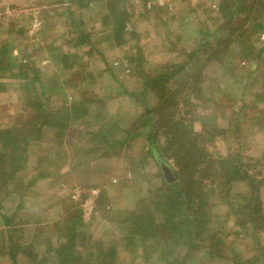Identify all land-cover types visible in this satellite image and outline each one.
Segmentation results:
<instances>
[{
  "label": "trees",
  "instance_id": "obj_1",
  "mask_svg": "<svg viewBox=\"0 0 264 264\" xmlns=\"http://www.w3.org/2000/svg\"><path fill=\"white\" fill-rule=\"evenodd\" d=\"M245 1L247 0H218L215 18L212 17L209 20L212 21L211 27L202 24L203 27L199 28L198 25L201 23L197 22L196 27L199 29L196 30L191 26V15L197 12L198 5L189 4L191 8L188 9L182 6L180 10L176 11V14H170L168 7H171L169 4L172 3V0L163 4L157 1L148 4L143 2L141 17L143 19L151 18V25L155 26L154 29L161 36V54L164 55L168 50L169 54L173 55L172 52L176 49L172 56L173 60L165 61L159 58L156 62L157 69H159L155 73L151 69H144L148 60L143 55V46L139 43L140 34L135 32V23L131 17L134 4L129 5L128 0H68L72 5L85 7L84 14H88L87 17L95 23V28L90 31L82 26L78 30V35L75 34V29H70L62 35V39L65 41L62 46H65L64 43H66L69 47V53L60 54L59 58L63 63L81 58L80 53H84L87 60L92 61L91 63L94 60L97 62L100 60L102 64L99 76L109 75L121 86V89L124 86L117 81L116 66L131 76L135 73L138 81L142 83L139 92L123 88L114 92V95L108 94L111 95L110 99L120 96L130 100L140 114L138 118L131 125L123 127L124 125L120 122L125 121V117L128 115L111 114L102 107V113H105V116L104 114L103 117L100 115V120L92 122L90 129L88 126L87 140L84 139L80 145L85 146L84 151H86L85 155L88 160L91 159L90 157H98L103 154L105 147L114 150L124 144L129 145L137 138L145 139L147 143L145 153L158 168V174L153 177L155 181L159 180V188L153 192V196L151 194L148 196L149 200L146 205L142 204L136 209L128 211L127 215L116 217L117 220L126 223L122 225L123 227L129 226V236L123 243L124 246L128 242L132 243L133 236L138 235L141 240V253L144 260L151 257L152 254H157L159 257L157 264H182V259L170 257L171 259L168 261L163 254H160L173 255L176 250L181 248H184L185 251L182 256L203 246L205 249L208 248V252L216 255L224 252L225 249L222 250L223 239L217 231L214 232L209 227V193H207L206 183H204L208 179L207 176L215 179L214 183L216 182L218 186L222 184L226 187V190L220 191L219 201L227 206V217L233 222L232 225L237 229L245 228L244 237L252 234L254 240L261 242L259 237L264 234V197L261 192L264 188V144L258 150V157L252 162L253 167L257 166L259 170L248 171L243 167L245 164L235 158L236 154L232 157L231 146L228 142L230 125L232 124L236 130L240 128L241 121L234 118L233 122H228L227 126L218 130L211 129L212 133H221L222 137L225 134L223 141L227 143V153L217 158L209 156L204 144L203 133L194 130V121L186 116L187 111L180 112L179 100L186 98L185 101H188L189 95H192V88L204 89L202 83L208 79L211 82L218 80L219 76L223 75L224 70L227 69L223 66V59L230 52L252 62L249 73L259 69L262 66L261 62L264 65V43L257 47L256 40V32L264 30V11L261 8L264 7V3L262 4V0H251L260 6L259 13L257 7L249 6ZM67 8L64 15L71 20L69 24L72 26L75 21L72 17L74 10L69 5ZM175 19L176 30L169 25V21L173 22ZM247 23H250L248 27H246ZM23 32L22 29H19L18 35L10 36L5 43H0V67L3 64L8 65L9 70L7 71H10L8 81L11 78L16 80V82H1L0 80V92H4L10 86L15 87L20 80L31 81L35 84L42 82L38 73L23 69L24 65L22 64L17 71L13 70L16 58L12 52L21 42L20 34ZM255 33L256 36H254ZM133 38L136 39L131 44ZM100 46H102L101 49H99ZM186 47L189 49L186 50ZM109 49L114 53L121 51L122 58L120 56V59L114 62L107 61L105 52ZM180 55H184V57L181 59ZM71 63L72 61L65 63L61 72H66ZM239 66L240 64H237L233 69L237 70ZM82 68L84 67H80V72H83V90L77 99L72 98L67 101L66 98L56 107L50 108L47 107V104L42 105L37 97L27 96V99L22 101L20 112L14 111L12 116V109L7 105V107L3 105V108L0 109V117L2 115L11 117L8 123L0 124V217L2 223L7 227L10 225L13 215L3 212L2 200L21 187L22 183L19 179L25 175V169L30 172L35 171L25 184L28 187L38 179L51 176L50 162L59 163L57 170L68 165V174L77 173L82 165L83 156L79 154L80 147L76 143L66 141L68 144V148H66L63 141L67 129H78L91 111L96 110V106L94 108L93 105L98 103L96 95L88 93L86 90L92 83L91 81H93L92 84L96 82L94 81L96 78L91 77L90 79V72L82 70ZM205 68L207 70H204ZM0 71L2 72L1 69ZM178 72H184L185 78L183 77L182 87V90L186 92L184 96H181V90L175 85L178 80V78L175 79V74ZM208 72H211V77L206 80ZM260 76L264 82V74H260ZM252 78L253 80H250L249 83H255L257 80L255 77ZM248 80L249 76H247ZM218 81L220 84V80ZM172 85L176 87H171ZM262 87L261 91L257 89L253 93L258 102L264 100V83ZM37 89L40 96L44 95L40 87ZM241 89V92L245 93V89ZM27 92L29 93L28 90ZM214 93L225 94L219 89H216ZM149 97H155L156 104L151 107L145 104V100L151 99ZM215 104L218 106V102ZM245 106L240 105L235 111L233 110L230 116L225 118L220 116L222 108L214 107V111L221 118L232 119ZM231 107L233 108V105ZM167 109H170V112L164 115ZM106 117L109 118L106 119ZM135 125L137 126L135 127ZM155 125H158L159 132L161 131L160 134L164 137L163 146H159L155 139L157 132ZM146 126L149 127L144 129ZM260 128L264 132V126ZM46 134L51 141L47 146L48 150L44 155L38 156L34 160L35 166L30 167L36 154L30 152L29 143L34 139L41 141ZM211 137L213 136L211 135ZM164 155L167 157L173 155L176 167H178V170H173L171 179L164 177L160 169L167 163ZM196 171L197 174H195ZM232 183H235L237 187L243 186V191H231ZM80 204L81 201H76L74 210L68 215L66 221H62L57 227V231H55L57 245L48 242L41 248L43 251L34 250L31 243L19 248L13 239L11 230L6 229L7 239L2 240L1 254L4 256L3 251L7 250V258L11 264H16L17 252H22L27 256L29 264H132L116 258L120 250H117L115 245L108 247L99 245L96 249L97 252H88L86 258H79L81 253L79 246L85 244L84 236L77 230L78 225L84 226ZM108 210L106 209L105 212ZM167 242H172L175 245L170 248V251H166L162 246ZM133 246L137 247L135 244ZM159 248L162 250L159 251ZM228 264H264V247L259 249L257 255L248 259H243L233 253Z\"/></svg>",
  "mask_w": 264,
  "mask_h": 264
},
{
  "label": "rangeland",
  "instance_id": "obj_2",
  "mask_svg": "<svg viewBox=\"0 0 264 264\" xmlns=\"http://www.w3.org/2000/svg\"><path fill=\"white\" fill-rule=\"evenodd\" d=\"M155 1L162 4L166 1L169 2V0H128L129 5L134 4L131 17L135 23V32L140 34L139 43L143 46V55L148 60L144 69H151L157 73L159 68L157 69L156 62L159 58L165 61L173 60L172 56H174L176 49L172 52L173 55L169 54L168 50H166L167 53L165 52L162 55L160 48L161 36L154 29L155 26L151 25V18L143 19L141 17L143 2L148 4ZM245 2L249 6L257 7V12L260 13V6L255 4L254 1L247 0ZM217 3L218 0H172V3L169 4L171 7H168V9L170 14H176V11L180 10L182 6L188 9L191 8L189 4L198 5L197 12L191 15V26L196 30L203 27L202 24L211 27L212 21L209 20L212 17L215 18ZM263 3L264 0H262ZM68 5L74 10L72 17L75 21L72 26L69 24L71 20L67 19L64 15L66 10H68ZM261 8L264 11V7ZM84 10H86L85 7H78L76 4L72 5L68 0H0V43H5L10 36L18 35L19 29L24 31L20 34L21 42L16 45L17 49L12 52L16 58L13 70L17 71L20 64H22L24 65L23 69L30 70L32 73H38L42 80L38 84L20 80L19 82L17 81L18 83L15 87L10 86L4 92H0V109L3 108V105H7L12 109V116L14 111L20 112L22 101H25L27 96L37 97V100L42 102V105L47 104V107L50 108L56 107L66 98L67 101L72 98L77 99L83 90V72H80V67H84L82 70L90 72V79L91 77L96 78L94 84L89 79L92 83L89 84L86 90L88 93L96 95L95 98L98 101L96 105H93L94 108L96 106V110L91 111L80 127L76 130L67 129L68 131L63 138L66 148H68L66 141L76 143L80 147L79 154L83 157L82 165L79 167L78 172L68 174V165H64L60 170H57L59 163L50 162L53 170H49L51 176L38 179L32 185L26 187L25 184L35 171L30 172V170L25 169V175H22L19 179L22 183L21 187L2 200L3 212L8 215L12 214L13 218L7 227L2 223L0 217V248L2 240L7 239L6 229L11 230L13 239L19 245V248H23L31 243L34 250L43 251L41 248L48 242L52 245H57V242H55L57 241V238H55L57 227H59L62 221H66L68 215L74 210L75 202L81 201L80 207L83 212L84 226L78 225L77 230L84 236L85 244L81 245L79 243L81 250L79 258H86L88 252H97L96 249L99 245L104 247L115 245L116 249L120 250L116 256L120 261L132 264H157L159 262L157 254H152L151 257L143 259L141 240L138 235L133 236L132 243L128 242L124 246L123 243H125V240L129 236V226L123 227L122 225L126 223L116 219L118 216L127 215L128 211L130 212L142 204L146 205L149 200L148 196L150 194L153 196V192L159 188V180L155 181L153 177V175L158 174V168L154 161L145 153L147 148L145 139L143 137L137 138L131 141L129 145L124 144L114 150L105 147L103 154L98 157H90L91 159L88 160L85 155L86 151H84L85 146L80 145L84 139L87 140L86 130H88V126L90 129L92 122L100 120V115L101 117H103V114L105 116V113H102V107L104 110L111 112V114L128 115L125 117L126 120L120 123L124 125L123 127L128 126V124L131 125L140 115L135 105H132L130 100L120 96L110 99L109 96L111 95L108 94L112 93L114 95L123 88L139 92L142 88V83L138 81L135 73L131 76L128 72L118 69V66H116L115 76L117 77V81L124 86L122 89L109 75L99 76L100 65L102 63L100 60L98 62L94 60L91 63L92 61H88L84 53H80L79 56L81 58L70 60L72 61L71 66H66V72H61L64 64L70 62L63 63L59 58L61 53H69V49L64 48L67 45L62 46L64 41L62 35L70 29H75V34L78 35V30L82 26L90 31H93L95 28V23L88 19V14H84ZM130 10L132 11V7ZM197 22L201 23V25H198L200 26L199 28L196 27ZM169 23L176 30V19L173 22L169 21ZM249 25L250 23H247L246 27ZM256 33L257 47H260L264 43V39L260 37L264 33V30ZM256 33L254 36H256ZM135 39H132L131 44L134 43ZM101 48L102 46L99 47V49ZM111 49L105 50L107 61L114 62L122 58L121 51L114 53ZM188 49L189 47H186V50ZM78 52L81 51L78 50ZM183 57L184 55H180L181 59ZM249 62L246 58H240L239 55L236 56L230 52L223 59V66L227 69L218 78L220 84L218 80H212L211 82L208 79L211 77V72H208L206 77V80H208L202 83L205 90L202 88L199 90L197 87L192 88V95H189L188 101H185L186 98L184 99L183 97V99H179L180 112L182 110L184 112L187 111L186 116L194 121V130L203 133V137H205L204 144L209 156L217 158L227 153V143L223 141L225 134L222 137L221 133H212L211 129L218 130L227 126L228 122H233L234 118L241 121L240 128L237 130L232 124L230 125L231 130L228 133L230 136L228 142L231 146L232 157L236 154L235 158L239 162H243L245 164L243 167L248 171L251 169L259 170L257 166L253 167L252 162L258 157V150L264 144V132L260 128L264 126V100L258 102L253 95L257 89L261 91L263 88L264 82L260 74H264V65L261 62L262 66L259 69L249 73L252 67V62ZM237 64H240L241 67L239 66L237 70H234V66ZM0 69L2 70V72L0 71L1 82H16L12 78L8 81V78H10L8 76L10 71H7L9 70L8 65L3 64ZM204 70L207 69L205 68ZM154 72L151 73L155 74ZM247 76H249L248 81ZM183 77L184 72L175 74V79L178 78L175 85L181 90V96L186 95V92L182 90L185 78ZM252 77L257 79L255 83H249L250 80H253ZM172 83L174 84V82ZM176 86L172 85L171 87ZM39 87L44 94L42 96L39 95L37 89ZM241 88L245 89V93L241 92ZM216 89L222 90L225 94L217 95L214 93ZM105 98H107L106 101H104ZM153 98L154 100H152ZM154 102L155 97L145 100V104L150 107L156 104ZM215 102H218V106ZM231 105H233V108ZM240 105L246 106L237 115L233 116L232 119H224L230 116L233 110L235 111ZM214 107L217 109L222 108V115L219 114L224 118L219 117L215 113ZM168 112H170V109H167L164 115H167ZM156 116L158 117V115ZM238 118L241 119L239 120ZM10 119V116L6 117L2 115L0 117V124H6ZM149 126L144 127V129ZM154 127L157 129L155 138L157 144L163 146L164 137L160 134L161 131L159 132L158 125ZM48 138L46 134L41 141L34 139L29 143L28 148L30 152H35L36 154L32 159L31 166L29 163L30 167L32 165L35 166L34 160L38 156L44 155L48 150L47 146L51 143ZM164 159L167 163L160 168L161 172L164 177L171 179L173 170H178L175 157L173 155L170 157L164 155ZM233 160L235 161V159ZM55 168L56 170H54ZM195 174H197V171ZM206 178L208 179L204 183H206V191L209 193L208 202L210 204V212L208 214L209 227L214 232L217 231L218 235L223 239L222 250L225 249L224 252H221L219 255L213 254L208 252V248L205 249L201 244L203 247L193 249V251L188 252L185 256H182L185 254L184 248L176 250L173 255L160 254H163L168 261H170V257L178 258V260L182 259V264H228L233 257V253L238 254L243 259L252 258L257 255L259 249L264 247V234L259 237V241L261 242H257L258 240L256 239L254 240L251 233L250 236L245 235V238V228L239 227L237 229V227L232 225L233 222L228 220L227 217V206L219 201V193L221 190H226V187L222 184L218 186L216 182L214 183L215 179L208 176ZM243 189V186L239 185L237 187L235 183L231 186V191L233 192H242ZM261 192L264 197V188ZM106 209L109 210L105 212ZM133 244L137 245V247H134ZM162 246L165 247L166 251H170V248L175 245L172 242H167V244H162ZM160 250L162 249L159 248ZM3 252L5 253L4 256L0 251V264H11L7 258V250ZM15 261L16 264H29L28 257L22 254V252H17ZM42 262H45V260H42Z\"/></svg>",
  "mask_w": 264,
  "mask_h": 264
},
{
  "label": "built area",
  "instance_id": "obj_3",
  "mask_svg": "<svg viewBox=\"0 0 264 264\" xmlns=\"http://www.w3.org/2000/svg\"><path fill=\"white\" fill-rule=\"evenodd\" d=\"M262 39H264V33L260 36Z\"/></svg>",
  "mask_w": 264,
  "mask_h": 264
},
{
  "label": "crops",
  "instance_id": "obj_4",
  "mask_svg": "<svg viewBox=\"0 0 264 264\" xmlns=\"http://www.w3.org/2000/svg\"><path fill=\"white\" fill-rule=\"evenodd\" d=\"M65 44H66V43H64V45H65ZM64 48L66 49V48H69V47L66 46V47H64Z\"/></svg>",
  "mask_w": 264,
  "mask_h": 264
},
{
  "label": "bare ground",
  "instance_id": "obj_5",
  "mask_svg": "<svg viewBox=\"0 0 264 264\" xmlns=\"http://www.w3.org/2000/svg\"><path fill=\"white\" fill-rule=\"evenodd\" d=\"M162 167V166H161Z\"/></svg>",
  "mask_w": 264,
  "mask_h": 264
}]
</instances>
